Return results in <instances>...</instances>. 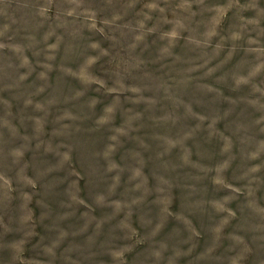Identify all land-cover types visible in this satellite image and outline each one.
I'll return each mask as SVG.
<instances>
[{
    "label": "rangeland",
    "instance_id": "obj_1",
    "mask_svg": "<svg viewBox=\"0 0 264 264\" xmlns=\"http://www.w3.org/2000/svg\"><path fill=\"white\" fill-rule=\"evenodd\" d=\"M0 264H264V0H0Z\"/></svg>",
    "mask_w": 264,
    "mask_h": 264
}]
</instances>
